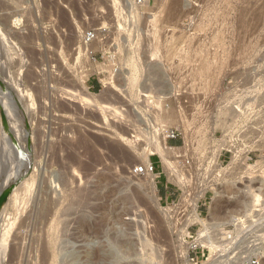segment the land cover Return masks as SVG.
I'll list each match as a JSON object with an SVG mask.
<instances>
[{"label": "rangeland", "instance_id": "374dc122", "mask_svg": "<svg viewBox=\"0 0 264 264\" xmlns=\"http://www.w3.org/2000/svg\"><path fill=\"white\" fill-rule=\"evenodd\" d=\"M263 178L264 0H0V264H187L195 193L220 220L239 206L213 187Z\"/></svg>", "mask_w": 264, "mask_h": 264}, {"label": "bare ground", "instance_id": "6f19581e", "mask_svg": "<svg viewBox=\"0 0 264 264\" xmlns=\"http://www.w3.org/2000/svg\"><path fill=\"white\" fill-rule=\"evenodd\" d=\"M88 44V43H87ZM85 46H88V45ZM92 45V44H91ZM90 45V47H91ZM100 47V46H99ZM107 62V60H106ZM102 66V65H101ZM102 69V68H101ZM111 80L108 79L106 84H105V92L106 93H110L111 92ZM79 97V96H78ZM83 98V97H82ZM81 97H79V99L83 102L84 99H82ZM135 111V110H134ZM121 112V111H120ZM122 113V112H121ZM136 114L133 113V115H137V112H135ZM120 114V113H119ZM117 112V115H119ZM132 114V113H131ZM140 114V113H139ZM116 115V117H117ZM130 115V114H129ZM128 115V117H130ZM120 116V115H119ZM138 116V115H137ZM143 116V115H142ZM156 116V114L154 115ZM153 116V117H154ZM127 117V116H126ZM125 116H123V118L126 119ZM132 117V116H131ZM135 117V116H134ZM157 117H159L158 113H157ZM155 117V118H157ZM119 118V117H118ZM136 118V117H135ZM140 116L138 118H136L137 120H139ZM163 118V115H162ZM117 120V119H116ZM123 120V119H122ZM130 121V120H129ZM140 121V120H139ZM113 122V121H112ZM125 122V121H123ZM138 122V121H137ZM128 123V122H127ZM113 124V123H111ZM134 124V123H133ZM143 124V123H142ZM126 125V124H125ZM130 125V124H129ZM144 125V124H143ZM113 126V125H112ZM126 127V126H125ZM135 127V126H133ZM131 127V128H133ZM164 127V126H162ZM122 129H124L123 127H121ZM129 129V128H128ZM127 129V130H128ZM134 129V128H133ZM131 129V130H133ZM130 130V131H131ZM136 130V128L134 129V131ZM118 131V130H117ZM129 131V132H130ZM131 132V134L133 135V132ZM138 133L140 132V129L136 130ZM135 131V132H136ZM126 132V130L124 129V133ZM137 133V134H138ZM122 136H128L127 138H129L130 140L132 139V146L133 149L136 148L137 149V145L135 144L134 139L136 138L135 136H131L130 134L128 135V133L126 132L125 134H121ZM136 135V133H135ZM138 136V135H136ZM86 137V136H85ZM93 139V137H91ZM89 138V140L91 139ZM124 138V137H123ZM85 140V138H83ZM95 139V138H94ZM138 139V138H137ZM87 140V139H86ZM99 140V139H98ZM98 140H93L94 142L96 141L98 144ZM127 140V139H126ZM101 141V140H100ZM99 141V142H100ZM105 141V140H104ZM78 142V141H77ZM80 142V141H79ZM87 143V141H85ZM137 142V141H136ZM128 143H131L128 142ZM89 144V143H88ZM87 144V145H88ZM92 144V143H91ZM106 144V143H105ZM85 145V144H84ZM86 145V146H87ZM100 145V143H99ZM98 145V146H99ZM103 145V144H102ZM82 146V145H81ZM85 146V147H86ZM92 146V145H91ZM90 146V147H91ZM101 146V145H100ZM80 147V146H79ZM78 147V148H79ZM95 147V146H94ZM111 154H114L115 156L119 157L121 161H125V157L128 155L124 150H122L120 147H118L117 145H112V144H106V146ZM87 148V147H86ZM96 148V147H95ZM100 147H98L99 149ZM103 148V147H102ZM125 148V147H123ZM94 150V149H93ZM96 150V149H95ZM176 150V149H175ZM172 151H174L173 148H169L166 147L162 144L159 143H154L152 148L150 149V152L145 154V158H146V162L144 165H147V158L149 155L151 154H158L162 163H163V167L164 169L167 171V173L170 175V179H172L176 173L175 171H173V165L172 163H170L168 160L170 159V157H168V155H170L172 153ZM103 153V152H102ZM173 154V153H172ZM175 154V153H174ZM96 155V153H95ZM103 155V154H102ZM105 155V154H104ZM76 156V155H75ZM174 156V155H173ZM168 157V160H167ZM115 158V157H114ZM103 159V157H102ZM131 159V158H130ZM119 160V159H118ZM119 160V162H120ZM128 160V158L126 159V161ZM173 164H175L173 162ZM177 164V163H176ZM149 166V165H148ZM144 167V166H143ZM255 167V166H254ZM246 168V167H245ZM148 169V168H147ZM114 170V169H113ZM175 170V169H174ZM245 170V169H244ZM249 170V169H248ZM172 174V175H171ZM174 175V176H173ZM131 177V176H130ZM178 177V176H177ZM115 178V177H114ZM127 178V177H125ZM112 179V177H111ZM110 179V180H111ZM123 179V178H122ZM180 179V178H179ZM109 180V179H107ZM110 180L108 182H110ZM114 180V179H113ZM111 180V183L112 181ZM175 181V179H173ZM115 181V180H114ZM178 183V185H180L183 188V184L181 182V180H178V178H176V181ZM123 183V182H122ZM118 185V184H117ZM121 185V184H120ZM125 185V184H124ZM257 186H255L252 181H247V183L242 185L243 187H238L236 184H229L226 187H213V192L215 194V196L218 199L223 198L222 194H224L225 192L227 194H231L233 195L232 197L236 199L237 204L239 206V209L232 211L230 214L228 213L227 216L223 219H216V217L212 216L210 219L207 220H202L198 214H196V203L198 201V199H200L201 197L204 196V190L202 191H197L195 193V197L196 199L193 201H190L189 204L192 208V214L183 222V227L181 229V236L184 238L185 237V232H186V228L189 225H192L193 223H199L202 226L201 231H199L197 233L196 239L195 241L199 242L200 244H202L203 246H205L206 248H208L209 250H211L213 252V258L211 259V261L209 262V264H236L242 261H249L251 257H260L261 261L264 262V245H262V234H263V227H259L260 222H264V178L263 179H259L257 184ZM123 186V185H122ZM139 188H142V184L138 185ZM150 186V185H149ZM111 187V186H110ZM113 187V186H112ZM120 186H117L116 188H119ZM125 187V186H124ZM137 187V186H136ZM152 187V186H151ZM223 188V189H222ZM115 189V188H114ZM143 189V188H142ZM152 189V188H151ZM184 189V188H183ZM111 190V188H110ZM109 190V191H110ZM127 190V189H125ZM138 190V189H136ZM136 190L134 191L136 193V195L138 194L136 192ZM115 191V190H114ZM117 191V190H116ZM113 192V191H112ZM110 193V192H109ZM114 193V192H113ZM133 194V193H132ZM226 194V195H227ZM115 195V194H114ZM134 196H136L135 194H133ZM139 195V194H138ZM137 195V196H138ZM141 195V194H140ZM145 195H148L145 193ZM144 195V196H145ZM185 195V192H184ZM230 195V196H231ZM120 196V195H119ZM126 196V195H125ZM133 196V197H134ZM110 197V196H109ZM128 197H130L128 195ZM140 197V196H139ZM138 197V198H139ZM111 198V197H110ZM126 197L123 196V198H119L121 203L125 204L124 202H126L127 200L125 199ZM132 198V197H131ZM129 198V199H131ZM135 198V197H134ZM137 198V197H136ZM215 198V199H217ZM230 198V197H229ZM128 199V200H129ZM232 199V198H231ZM234 199V200H235ZM113 200V199H112ZM143 200V199H141ZM134 201V200H133ZM216 201V200H215ZM218 201V200H217ZM132 202V201H130ZM219 202V201H218ZM113 203V201H112ZM128 203V202H127ZM122 204V205H123ZM136 204V203H135ZM143 204V203H142ZM233 204V203H232ZM236 204V203H234ZM121 205V204H120ZM137 205V204H136ZM146 205V204H144ZM124 206V205H123ZM142 206V205H141ZM218 206V205H217ZM131 207V205H130ZM137 207V206H135ZM139 207V206H138ZM259 207V208H258ZM120 208V207H119ZM128 208V207H127ZM134 208V207H133ZM132 208V210H133ZM218 208V207H217ZM114 209V208H113ZM125 209V208H123ZM138 208H136L137 211ZM144 209V208H143ZM112 210V209H111ZM131 210V209H130ZM147 210V209H145ZM218 210V209H216ZM127 210L125 209L123 212H126ZM143 211V210H142ZM214 211V210H213ZM216 215V212H213ZM123 214V213H122ZM130 214V213H129ZM127 213V215H129ZM148 214V213H147ZM152 214V213H151ZM133 215V214H131ZM143 216V215H141ZM140 216V217H141ZM147 217V216H146ZM122 219V218H121ZM147 219V218H144ZM124 220V219H123ZM149 220V219H148ZM242 222H244L245 224L243 225ZM228 224H234L237 228V232L235 237L232 238H228L227 233L224 230V226L228 225ZM258 225V227H257ZM234 226V227H235ZM255 226L257 227L255 229ZM242 233V234H241ZM231 239V240H229ZM147 248V247H145ZM150 248V247H149ZM148 249V248H147ZM150 250V249H149ZM159 253V252H158ZM184 257H186L185 255H183ZM156 257V256H155ZM186 260V258H185ZM146 262V261H145ZM155 262V261H154ZM262 262V263H263ZM186 264V262H185Z\"/></svg>", "mask_w": 264, "mask_h": 264}, {"label": "built area", "instance_id": "2783aa9c", "mask_svg": "<svg viewBox=\"0 0 264 264\" xmlns=\"http://www.w3.org/2000/svg\"><path fill=\"white\" fill-rule=\"evenodd\" d=\"M137 3H141L144 0H136ZM98 35H101L100 32L96 31V30H88L87 32H85L84 34V40L85 43H93V42H97V40H99L97 37ZM90 61L92 63H96L97 62V58L96 55L92 52L90 54ZM115 72V71H114ZM98 89L97 92H99L102 88H105V83L102 81H95L93 86L90 89H93L95 92V89ZM177 136V134L175 133V131H170L167 134V138L168 139H175ZM154 169V165L152 164V166L150 167V170L152 171ZM136 172H143V170L141 169H137ZM196 234L191 233L189 230L187 231L186 234V239H187V253H186V261L187 264H204V262L208 259L209 254H210V250L208 248H206L205 246H203L202 244H200L199 242L195 241L196 239ZM228 238L232 237V234L230 232L227 233ZM234 238V236L232 237ZM231 240V239H229ZM261 258L260 257H251L249 261H242L236 264H259Z\"/></svg>", "mask_w": 264, "mask_h": 264}, {"label": "trees", "instance_id": "16d2710c", "mask_svg": "<svg viewBox=\"0 0 264 264\" xmlns=\"http://www.w3.org/2000/svg\"><path fill=\"white\" fill-rule=\"evenodd\" d=\"M95 90H96L95 92L98 91L97 88ZM170 145L171 146H179V141H172V142H170ZM162 194H165V191L163 189H162Z\"/></svg>", "mask_w": 264, "mask_h": 264}, {"label": "water", "instance_id": "95a60500", "mask_svg": "<svg viewBox=\"0 0 264 264\" xmlns=\"http://www.w3.org/2000/svg\"><path fill=\"white\" fill-rule=\"evenodd\" d=\"M4 199H5L4 196H0V206H1V204L4 202Z\"/></svg>", "mask_w": 264, "mask_h": 264}, {"label": "crops", "instance_id": "0c3cea01", "mask_svg": "<svg viewBox=\"0 0 264 264\" xmlns=\"http://www.w3.org/2000/svg\"><path fill=\"white\" fill-rule=\"evenodd\" d=\"M90 84H91V85H90ZM90 84H89V86H88V89H90V88L93 86L94 82H91Z\"/></svg>", "mask_w": 264, "mask_h": 264}]
</instances>
